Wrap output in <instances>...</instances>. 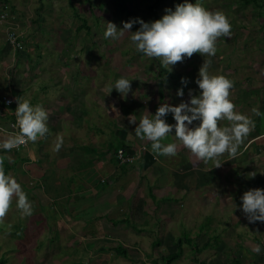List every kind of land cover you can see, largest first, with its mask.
<instances>
[{"label":"rangeland","instance_id":"obj_1","mask_svg":"<svg viewBox=\"0 0 264 264\" xmlns=\"http://www.w3.org/2000/svg\"><path fill=\"white\" fill-rule=\"evenodd\" d=\"M156 2L0 0V14L14 18L23 39V49L15 52L6 46L0 24V94L6 97L10 90L4 89L11 87L12 95L19 91L32 105L43 106L48 112L45 137L50 135L30 145L48 161L45 177L32 180L22 171L4 169L16 177L33 208L31 216L21 217L13 198L0 218V258L7 264H163L184 235L199 248L209 239L219 242L213 240V247L200 253L184 242L183 254L173 264H264V223L249 224L240 210L245 191L264 189V11L243 6L241 0H201L207 10H222L231 24L230 36L217 39L209 71L233 81L230 99L255 123L237 156L224 154L222 166L214 168L170 135L162 143H177V154L156 155L151 142L136 138V124L129 122L155 114L161 103L187 102L189 90L193 95L200 91L194 82L203 63L198 53L170 71L189 76L185 86L170 73L158 77L159 59L136 52L131 33L119 40L104 37L107 22L118 29L130 19L152 22L183 0H161L152 12L149 6ZM82 19L88 30H79ZM138 27L134 24L130 31ZM121 76L131 81L123 99L115 90L109 93ZM178 88L183 97L176 96ZM254 107L260 116L252 113ZM2 113L11 117L7 109ZM166 122L174 123L170 114ZM0 129L6 131L7 125ZM58 135L62 143L57 151ZM118 145L134 159L124 169L111 162L114 151L107 150ZM6 158L13 167V156ZM39 178L42 184L35 183ZM257 245L259 254L252 250ZM119 247L127 258L117 253Z\"/></svg>","mask_w":264,"mask_h":264},{"label":"clouds","instance_id":"obj_2","mask_svg":"<svg viewBox=\"0 0 264 264\" xmlns=\"http://www.w3.org/2000/svg\"><path fill=\"white\" fill-rule=\"evenodd\" d=\"M134 24H138L139 27L132 32L130 29ZM105 25V39L119 40L124 33H131L130 44L136 52L150 59L158 58L166 72H170L177 62L192 57L194 53L203 57L198 78L194 81L200 90L199 94L193 95L189 90L187 102L181 101L175 106L167 102L161 103L155 114L147 111L149 115L140 116L138 123L133 117L129 122L136 124L134 128L136 138L151 142L150 150L156 155L174 157L177 154V143H162L170 135L198 160L205 164L211 161L214 168L222 166L220 157L224 154L236 157L240 146L254 129L255 123L249 116L237 111L230 99L233 81L225 75L211 74L209 71L212 64L210 58L217 52V39L230 36L231 24L226 14L222 10H207L201 0H195V3L183 0V3L177 4L174 10L165 9V14L152 22L136 18L122 22L120 29L111 22ZM2 26L6 34V25ZM181 84L186 86L185 78H181ZM130 88L131 81L121 76L109 88V93L115 90L123 99L128 95ZM183 95V88H178L176 96ZM16 105L13 112L16 121L13 127L17 131L8 133L0 129V133L3 134L0 138V151L3 152H10L30 142L24 148L26 149L32 142L35 143L38 138L45 137L49 132L48 112L43 106L32 105L29 100L20 97H16ZM251 111L254 115H261L256 107ZM169 114L174 120L173 124L166 122ZM220 121L228 123L226 126H220ZM48 137L50 135L45 139ZM61 143L62 139L58 135L55 150H59ZM24 149L18 153L12 150V153L20 154ZM118 150L114 151L113 155L116 160ZM122 150L127 155V151L124 148ZM2 162L0 158V218L8 212L13 198L21 217L31 216L33 212L31 201L16 177L5 172ZM117 163L121 168L131 165L122 166L118 160ZM255 175L253 172L251 177ZM240 201V210L249 224L264 223V189H249L241 195ZM252 250L257 254L261 251L259 245Z\"/></svg>","mask_w":264,"mask_h":264},{"label":"crops","instance_id":"obj_3","mask_svg":"<svg viewBox=\"0 0 264 264\" xmlns=\"http://www.w3.org/2000/svg\"><path fill=\"white\" fill-rule=\"evenodd\" d=\"M4 44H5V41H4ZM6 46H7V44H6ZM2 57H4V55ZM0 61H1V58H0ZM18 65H19V62H18ZM13 87H15V86L13 85ZM4 90H8V91L10 90V91H9V95H7L6 97H2V95L0 94V126H2V125L3 126H6L7 125V129H8V126H9V122H10L11 117H10V115L8 117L5 116L6 114L5 113H2V112H4V110L7 109V111L10 112V114H12L15 111V108H13V107H11V108L10 107H7L6 100L7 99H10V98H16V97H20L21 99H24V98L22 97L23 96L22 94H19V91L14 92V94L12 95V92L14 90L12 91V88L11 87H9V88L7 87ZM3 114H5V115H3ZM2 135L3 134H0L1 138H2ZM42 140H43V138H38L35 143L40 144ZM31 144H33V142ZM26 150H28L27 154H25V155H23L21 157L20 156L19 157L17 156V155H20V154H16V155L13 154L12 153V150L10 152H2V154H4L6 157H8V155L9 156L11 155L14 158L13 167H11V166H9L7 164V160L4 161V162H6V165H8V167H9L8 169L11 170L13 173H17L19 171H22V173H25V174L29 175L32 180H38L35 177L41 176V175H43L45 177V175L47 174V172H46L47 165L46 164H48L47 163L48 161L45 158V155L44 154H39L38 156L35 155V153L33 152L32 148L30 146L28 148H26ZM44 158L46 159V161L44 160ZM33 165H37L40 168H36ZM26 166H27V169L28 170H25L24 171V168ZM22 176H24V175L22 174ZM41 181H43V179H40L39 181H35V183H37V182L40 183ZM42 183L43 182H41V184ZM40 195L42 197L43 196L44 197H47L46 191H42L41 190V194ZM55 208H56V206H55ZM114 239H117V238H114ZM105 240L106 241H110L107 238Z\"/></svg>","mask_w":264,"mask_h":264},{"label":"trees","instance_id":"obj_4","mask_svg":"<svg viewBox=\"0 0 264 264\" xmlns=\"http://www.w3.org/2000/svg\"><path fill=\"white\" fill-rule=\"evenodd\" d=\"M5 1H7V0H5ZM87 1H89L90 3L92 2V0H87ZM160 2H161V0H157V2L154 5H150L149 6V9L152 12L153 11L155 12V10L158 9L159 6H160ZM241 2H242V5L243 6H251V5H254V7L256 9H258L260 12L264 11V1L263 0H241ZM76 17H78V15H76ZM82 21H83V23H82L81 27L79 28V30L81 31L84 28H86L88 30L89 27L87 25V21L85 19H82ZM22 43H23V40H22ZM159 68H160V73H159L158 77H162L164 74L170 73V72H166V70L161 66L160 62H159ZM170 75L173 78H177L178 77V78H185L186 81H189L190 80V77L189 76L173 75L172 73H170ZM159 90H160V95H161L160 96V99L162 100L163 97H164V92H163V89H161V88H159ZM120 148H124L125 151H128V149L125 148L123 145L109 146V148L107 150L116 151V150H118ZM91 151H92V149H91ZM104 156H105V154H100V158H102ZM0 158H2L4 161L7 160L6 156L4 154H2V153H0ZM111 162L113 164H115V165H118L117 160L114 157H113V160H111ZM90 163H92V161ZM8 168H9L8 165H6L4 169L9 170ZM5 172H7V171H5ZM150 196H151V199L156 200L155 197L152 194ZM202 230H204V229H202ZM213 240H215V242H217V243L219 242V239H217V238H213ZM212 241H211V239H209L207 244H205L202 248H199L197 246V244H194V241L191 240L188 237V235H184L183 238L180 239V240H178V242L176 243V250L177 251L174 254L169 255L168 257L163 258L162 259V263L163 264H173L174 262H176L177 260H179V258L183 254V244H184V242H186L189 246H193L194 249H196V251L198 253H200L204 249H207L209 247H213L212 246V243H211ZM117 253L119 255H121L122 257L127 258V252H126L125 249L119 247ZM0 264H7V259L5 257H1L0 258ZM234 264H241V263L238 262V261H235Z\"/></svg>","mask_w":264,"mask_h":264},{"label":"built area","instance_id":"obj_5","mask_svg":"<svg viewBox=\"0 0 264 264\" xmlns=\"http://www.w3.org/2000/svg\"><path fill=\"white\" fill-rule=\"evenodd\" d=\"M5 7V6H4ZM5 11V8L4 10ZM6 13H7V9H6ZM8 14V13H7ZM9 16V14H8ZM10 18V20H9ZM7 19V16L2 13L0 14V20L1 23L6 25V42L8 44L9 47H11L15 52H19L23 49L22 47V38L19 34V29L17 28V25L14 23V18L10 17ZM6 105L7 107H13L16 108V98H10L6 100ZM12 115V120L11 123L8 127V129H6V132L8 133H12L17 131L16 128H14L13 126L15 125V115L14 113L11 114ZM30 142H28L26 145H22L20 146L18 149H12L14 153H18L20 152L22 149H24L25 147H27L29 145ZM116 158L119 161L120 165L125 166V165H129L132 164L134 159L129 157L128 155H126L124 153L123 150H118V152L116 153Z\"/></svg>","mask_w":264,"mask_h":264}]
</instances>
